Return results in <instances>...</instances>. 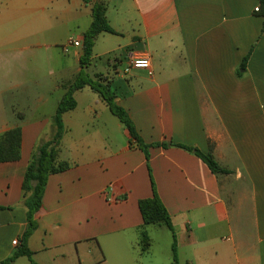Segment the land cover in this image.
Wrapping results in <instances>:
<instances>
[{
	"label": "crops",
	"instance_id": "obj_1",
	"mask_svg": "<svg viewBox=\"0 0 264 264\" xmlns=\"http://www.w3.org/2000/svg\"><path fill=\"white\" fill-rule=\"evenodd\" d=\"M96 1L0 0V135L22 129L20 160L0 163V264L24 246L36 264H264L260 0H106L116 34L97 38L84 71L104 67L90 77L109 84L148 148L98 93L77 91L59 156L71 168L49 177L24 241L28 163L82 71V46L64 63L56 47L83 44ZM133 58L149 59L151 73H125ZM7 108L23 112L9 122ZM183 147L211 153L229 173L215 175ZM153 185L176 240L166 225L144 223L139 203L154 197Z\"/></svg>",
	"mask_w": 264,
	"mask_h": 264
},
{
	"label": "trees",
	"instance_id": "obj_2",
	"mask_svg": "<svg viewBox=\"0 0 264 264\" xmlns=\"http://www.w3.org/2000/svg\"><path fill=\"white\" fill-rule=\"evenodd\" d=\"M260 6L259 12L261 11L264 14V0H260ZM102 33L116 34L107 18L106 0H97L92 6V23L89 29L85 32L83 38L82 56L80 58V66L82 71L80 72L77 79L67 86V91L57 107L56 113L53 117L54 133L52 138L48 141H40L37 144L26 169L22 184V201L24 207L26 208L28 229L24 235V241L28 239V237L37 227L35 216L42 207V200L49 177L71 168V164L60 161L59 156L61 152V142L66 133L64 115L76 109L77 101L75 99V93L77 91L88 86L94 92L98 93L103 101L107 104L112 114L116 116L128 130L131 140L134 139L137 141L138 145L145 150L148 148V145H146L139 137L136 128L133 125L126 110L115 103V96L111 92L109 84H104L101 82L100 76L92 78L84 71V69L91 65L96 40ZM169 146L177 145L169 144ZM183 148L193 152L195 155L201 158L215 175L229 173L228 170L219 165L211 153L205 155L194 148ZM21 149V127H16L0 135V163L15 162L20 160ZM153 190L154 197L152 199L143 200L139 203L144 223L147 225H166L172 231L174 240H176L171 217L162 201L158 197L154 185ZM142 241L144 243L143 250H148L149 238L145 232H143ZM173 250L175 255V244L173 245ZM22 256L28 257L32 264H36L32 260L31 252L25 246L21 248L12 258L4 262V264H11L17 258Z\"/></svg>",
	"mask_w": 264,
	"mask_h": 264
},
{
	"label": "rangeland",
	"instance_id": "obj_3",
	"mask_svg": "<svg viewBox=\"0 0 264 264\" xmlns=\"http://www.w3.org/2000/svg\"><path fill=\"white\" fill-rule=\"evenodd\" d=\"M73 34H75V35H73ZM76 35H77V32H75V31H73L71 29L70 30L69 29H65V31H64V37H66V38H70V37L76 36ZM56 51H57L56 52L57 58L62 59V62L64 63L67 60L68 57H71L73 55L74 49L71 50L70 54L63 53L61 47H56ZM47 66H48V63H47ZM103 68L104 67H100L99 65L96 68V63H95L92 67L89 68V70H85V71H86V73L88 75L92 76L94 72H96L98 70H103ZM46 70H47V72L49 71L48 67L46 68ZM87 103H88V99L86 97H81L80 98V107H81L80 109H83L84 106H86ZM0 112H1V114L3 113V111H0ZM4 112H5L7 121L12 122L13 120H15V121L17 120L16 119L17 118L16 113L17 112H23V111L22 110L14 111L13 109L7 108V110H5ZM25 112H27V111H25ZM48 132H49V130H48ZM52 133H54V129H53ZM49 137L50 136L45 137V140H48ZM144 255H146V254H144ZM144 257H146V256H144Z\"/></svg>",
	"mask_w": 264,
	"mask_h": 264
},
{
	"label": "built area",
	"instance_id": "obj_4",
	"mask_svg": "<svg viewBox=\"0 0 264 264\" xmlns=\"http://www.w3.org/2000/svg\"><path fill=\"white\" fill-rule=\"evenodd\" d=\"M259 8H256L255 11L259 12ZM82 43L79 40L72 39L66 44L62 45V50L65 54H68L73 47H81ZM132 69L136 70H146L150 72L151 64L147 58H133L129 61L128 67L125 70V73L130 72ZM151 73V72H150ZM17 244V241L14 242Z\"/></svg>",
	"mask_w": 264,
	"mask_h": 264
}]
</instances>
